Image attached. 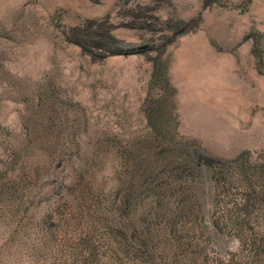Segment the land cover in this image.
Listing matches in <instances>:
<instances>
[{
  "label": "rangeland",
  "instance_id": "1",
  "mask_svg": "<svg viewBox=\"0 0 264 264\" xmlns=\"http://www.w3.org/2000/svg\"><path fill=\"white\" fill-rule=\"evenodd\" d=\"M91 26L99 49L67 35ZM149 116L178 123L169 132L205 162L231 166L228 191L179 218L192 243L179 264H264V0H0V166L10 150L22 157L3 175L14 182L0 181V264H87L90 233L101 263L88 264H135L114 256L100 222L108 207L84 199L69 165L99 138L128 149L156 137ZM107 152L81 164L102 195L133 165ZM164 215L155 231L167 244L151 264L186 248ZM250 236L257 248L243 244Z\"/></svg>",
  "mask_w": 264,
  "mask_h": 264
},
{
  "label": "trees",
  "instance_id": "2",
  "mask_svg": "<svg viewBox=\"0 0 264 264\" xmlns=\"http://www.w3.org/2000/svg\"><path fill=\"white\" fill-rule=\"evenodd\" d=\"M79 30L80 27L71 28L67 35L85 50L101 47L102 41L91 40V36L99 30H92L91 26L86 29L83 35L78 32ZM100 39L103 40L102 37ZM91 43L97 46H93ZM149 122L157 132L156 137L147 135L139 140H134L129 143L128 149L122 145L118 135L113 134L115 140L113 142L105 141L108 149L102 148L104 142L99 138L95 142L97 145L94 144V150L90 148L87 154H80V156L79 153L75 154L72 156L69 166L75 165V172L80 174L77 183L84 190V199L87 201L95 199L107 205L108 214H102L100 222L103 227L109 230L106 233L107 236L114 240L110 241L113 244L114 256L135 264H151L161 249L160 245L167 244V237L161 238L155 231L156 221L165 214L169 216L166 230L172 240L186 243V248L182 250L167 247L168 264H179L181 258L179 255L189 249L188 246L192 244L188 234H178L179 218L184 217L186 220L190 217H199L198 215L206 204L207 192L212 193L214 201L222 193H226L232 181L228 176L231 166L226 164L218 167L209 160L205 162L204 156L195 147L192 139L183 135L174 136L169 132L177 130L178 123L175 125L173 122L169 123L167 120L162 121L150 116ZM107 138L105 136L104 140ZM73 142L74 146L78 142L80 150H84L87 146L80 138ZM108 150L110 151L107 152ZM101 152L115 154L118 156L116 159L121 155L125 162L133 163L126 171L121 184L116 183L108 190V195H102L103 192H100V189L92 187L90 181H87L83 174L87 168L81 165L82 162L88 163L90 160H95ZM91 157L92 159H90ZM8 158H10L8 163L0 166V181L7 178L9 182H14L8 176L3 175L9 173L11 165L16 161L19 160L20 163L21 153L16 149L10 150ZM22 169L25 167L19 168L21 171ZM21 173H19L20 177L17 178V181L23 178ZM26 177L28 178V176ZM204 178H206V182H204ZM2 184L4 187L8 186L6 182H2ZM66 188L73 190V193L70 194H76L74 192L77 190L76 186L68 184ZM258 197L264 200V194H260ZM246 200L247 198L244 201L246 202ZM247 212L248 210L244 211V213ZM227 216L231 217L230 214ZM96 237L90 233L81 238L80 244L85 251L84 263H101L97 252ZM241 240L248 248L258 247L255 236L243 237ZM154 252L156 255L153 254Z\"/></svg>",
  "mask_w": 264,
  "mask_h": 264
}]
</instances>
